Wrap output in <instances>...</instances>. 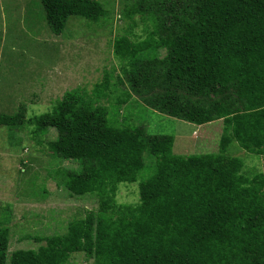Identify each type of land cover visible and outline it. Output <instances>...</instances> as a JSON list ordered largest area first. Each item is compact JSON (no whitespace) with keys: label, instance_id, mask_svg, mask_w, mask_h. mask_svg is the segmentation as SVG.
Here are the masks:
<instances>
[{"label":"trees","instance_id":"trees-1","mask_svg":"<svg viewBox=\"0 0 264 264\" xmlns=\"http://www.w3.org/2000/svg\"><path fill=\"white\" fill-rule=\"evenodd\" d=\"M40 4L55 35L70 16L106 14L98 0ZM165 9L149 10L155 22L147 39L118 37L115 54L131 91L149 107L196 125L222 119L218 152L172 154L171 137H153L155 171L139 183V202L117 205V184L136 181L144 165L140 128L114 126L105 107L73 92L31 118L22 104L0 113V125H32L36 135L54 129L49 147L88 171H66L63 186L98 198L96 215L71 222L37 250L13 251L9 262L8 229L0 227V264H66L75 252L92 264H264V172L244 174L243 162L226 152L236 140L264 153V0H174ZM153 47L165 56H145Z\"/></svg>","mask_w":264,"mask_h":264},{"label":"rangeland","instance_id":"rangeland-1","mask_svg":"<svg viewBox=\"0 0 264 264\" xmlns=\"http://www.w3.org/2000/svg\"><path fill=\"white\" fill-rule=\"evenodd\" d=\"M98 1L106 11L99 20L70 16L63 32L55 35L40 0H0V113L14 114L22 104L25 118H31L52 110L65 93L73 92L105 107L114 126L140 128L146 142L143 168L136 181L118 183L115 195L117 205H136L139 183L155 171L158 154L150 150L153 137H171L172 154L216 153L224 124L217 119L196 125L149 107L131 91L123 62L115 54L120 36L147 39L155 22L149 10H166L174 0ZM142 2L143 13L132 12ZM145 53L161 59L166 51L153 47ZM104 82L102 92L96 93V86ZM33 129L26 124L0 125V227L8 229V262L13 251L37 250L48 237L66 234L71 222L98 210L95 194L74 195L63 186L66 171L83 176L87 168L49 147L56 137L54 129L41 135ZM226 152L243 162L244 174L264 172V153H250L236 140ZM92 262L84 252H75L66 264Z\"/></svg>","mask_w":264,"mask_h":264}]
</instances>
